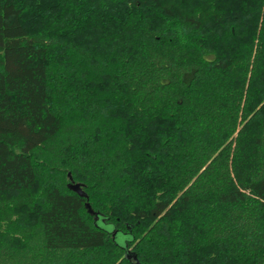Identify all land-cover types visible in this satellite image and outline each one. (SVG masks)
<instances>
[{
  "label": "trees",
  "instance_id": "obj_1",
  "mask_svg": "<svg viewBox=\"0 0 264 264\" xmlns=\"http://www.w3.org/2000/svg\"><path fill=\"white\" fill-rule=\"evenodd\" d=\"M0 264H264V0H0Z\"/></svg>",
  "mask_w": 264,
  "mask_h": 264
},
{
  "label": "water",
  "instance_id": "obj_2",
  "mask_svg": "<svg viewBox=\"0 0 264 264\" xmlns=\"http://www.w3.org/2000/svg\"><path fill=\"white\" fill-rule=\"evenodd\" d=\"M70 188L73 189L75 192L79 193L82 196H85V192L82 190L81 185L78 183H71ZM87 208L89 209L90 213H93L91 206L89 203L86 204Z\"/></svg>",
  "mask_w": 264,
  "mask_h": 264
},
{
  "label": "rangeland",
  "instance_id": "obj_3",
  "mask_svg": "<svg viewBox=\"0 0 264 264\" xmlns=\"http://www.w3.org/2000/svg\"><path fill=\"white\" fill-rule=\"evenodd\" d=\"M123 238H124V237H122V238L119 239V241H120L121 243H124V242H125V240H124Z\"/></svg>",
  "mask_w": 264,
  "mask_h": 264
}]
</instances>
